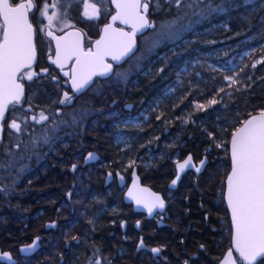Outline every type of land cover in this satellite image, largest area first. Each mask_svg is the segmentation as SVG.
Returning <instances> with one entry per match:
<instances>
[{"label":"flooded vegetation","instance_id":"af4514ba","mask_svg":"<svg viewBox=\"0 0 264 264\" xmlns=\"http://www.w3.org/2000/svg\"><path fill=\"white\" fill-rule=\"evenodd\" d=\"M23 2L34 27L37 57L31 67L19 74L25 94L20 111L6 113L2 122V144L9 145L11 132V149H14L16 136L21 134L9 128L12 119L21 123L20 115L38 110L49 120L37 125L40 138L36 152L27 153L21 160L17 158L19 154L13 153L12 164L7 169L12 171L0 183V188H23L10 196L13 201L23 199L28 207L25 213L27 234L32 240L39 238L38 252L44 257V264H89L90 258L105 264L101 253L93 256L91 251L96 254L99 248H93L90 242L103 235L107 241L104 244L118 245V254L123 256L127 210L136 218L137 231L142 228V216L155 220L164 218L159 212L147 217L126 202L125 192L133 181L134 172L142 185L163 188L161 192L168 200L175 197L177 188H195L196 183L205 181L207 175L212 176L222 167L220 158L209 160L204 149L207 109L196 111L192 104L198 100L201 104L204 100L201 91L210 89L199 78L202 75L207 79L206 70L201 67L200 58L192 53L196 54L197 49L200 52V43L205 41L201 38L229 39L236 44L237 36L232 32L230 38H223L215 30L222 26L218 21L208 26L199 24L187 30L183 39L166 40L160 45L161 50L158 47L152 56L137 58L141 38L152 29L147 30L138 36L134 55L121 63L113 62L114 71L109 74L99 75L100 70L96 71L90 87L74 94L71 80L76 57L70 55V51L55 57L56 47L49 33L61 35L78 29L82 34L83 51H94V43L115 12L111 0H10L12 6ZM30 3L33 4L31 9ZM159 13L150 3L148 16L157 24ZM116 26L122 27L119 23ZM2 27L0 17V31ZM225 43L219 41L215 45ZM172 47L180 54L175 55L178 51L174 49V56L170 58ZM165 54L166 57L162 56ZM106 62L111 64L112 59L108 57ZM116 72L126 75L121 78ZM28 73L33 74L32 80H28ZM85 74L76 71L77 76ZM38 91L41 100L37 104L33 96ZM64 92L72 96L70 104L58 102L64 98ZM215 105L221 107V99ZM66 109L72 112L71 120L64 116ZM54 122L58 125L55 129ZM196 124L200 133L192 136L190 130ZM33 129L34 126L28 125L25 131L33 132ZM45 134L50 137L49 143L42 140ZM89 153L93 154L91 158ZM189 156L191 166L182 172L173 187L176 189H169L178 175V164ZM9 159L0 147V165H8ZM73 164L76 165L74 170ZM18 215L12 210V218ZM91 220L99 223L97 230L103 233L94 232ZM107 229H112L109 235L104 233ZM137 231V238L143 239V234ZM143 245L137 249L141 260L150 253L149 249L158 248L144 242Z\"/></svg>","mask_w":264,"mask_h":264},{"label":"trees","instance_id":"16d2710c","mask_svg":"<svg viewBox=\"0 0 264 264\" xmlns=\"http://www.w3.org/2000/svg\"><path fill=\"white\" fill-rule=\"evenodd\" d=\"M245 1L246 0H212L213 7L221 4L224 6V12L207 13L206 16H208V18H201L202 20L200 19V22L196 21L195 23H198L196 26L199 24L208 26L218 21L221 22L222 26L215 30L220 33L223 38L224 36L230 38L233 32V35L237 36V41L241 40L243 35L240 34L239 36L237 32H244L249 28L252 21L250 18L251 14L255 13L253 18H255L254 21H257L258 13H262L264 9V6L256 11H252L251 9V7H258L260 0H256L253 3H246ZM170 12L172 13V11ZM166 15H168V18H171L169 13L165 14L164 12H160L156 20L158 22L164 19L166 20ZM241 16L249 19L241 20ZM260 30V28H256L255 31L258 32ZM255 31L250 29L248 33L250 35ZM0 37L2 38L1 32ZM199 38L201 37L199 36L197 40ZM201 39L207 40L208 37ZM160 48L161 46H159L158 49ZM240 49L242 50L243 48L241 47ZM240 49H236L235 52L238 53L241 51ZM246 49L248 53L245 54L243 63L250 65L251 61L260 58L261 60L257 62L255 70L257 76H262V81H264V34L260 39L249 42ZM153 54L155 53L153 52L150 56ZM177 54H180V51H178ZM181 54H184V52L181 51ZM112 95H114L113 92ZM246 95L247 96L244 97H236V104H230L231 107L235 108L231 110L233 111L231 113H234L236 109L239 110L238 112L243 110V114H240L241 117L239 118L234 116L233 118L231 117V119L229 117V121H223L222 113L224 111L222 106L219 107L218 105L206 110L204 149L209 156V160L214 161L216 156L220 158L222 167L213 173L212 176L207 175L205 181L196 183L195 188H177L175 197L168 198V207L166 211L162 213L164 218H157L155 220L154 218L148 219L142 216L143 225L138 231L134 224L136 218H133L127 210V240L125 242L126 251L123 253V256H119L118 254V245L113 243L112 246L110 245L108 247V245L106 246L104 244L106 237L104 238L103 235L100 238H95V241L91 240L90 245L93 246V248H99L98 253H101L103 258L107 257L108 260L114 264H184L185 261H187L188 264H218L224 253L232 246L231 221L224 200L225 179L231 166L229 139L232 132L245 118L251 114L264 110V82H261L260 87H254L253 91H249V94H247L246 91ZM246 101L248 102L246 109H241L240 107H244L243 103H246ZM19 105L16 106V111H12V113L18 110L20 111L21 106ZM34 108L37 109V107ZM218 116H220V120H218ZM67 119L71 120V117ZM111 120H115L113 116ZM220 124L222 125L221 127H223L222 131L217 129ZM195 130L196 132H194ZM111 133L114 134L113 131ZM199 133V124H196L195 127L193 126L191 128L190 134L192 136H198ZM209 133H212V136H210ZM224 139V144H222V140ZM12 150L14 151L15 149ZM17 152L19 154L21 153L19 151ZM7 169L8 166L6 163L2 166L0 165V183L4 180V176L6 172H8ZM0 189H6V191H0V253L10 251L17 260L14 264H44V257L40 252H36L31 257H22L20 254V245L30 243L32 240V237L27 234L29 227H27L28 222L26 221L25 213L28 211V207L26 208L23 199H20L21 202L18 200L13 201L10 195L13 191L15 192V190H21L23 188L6 187ZM154 189L163 192V188ZM13 205L15 208L12 207ZM12 210L19 214L18 217H11ZM104 216L105 215H102L101 217ZM90 225L93 227L94 232L103 233L97 230L100 226L99 223L96 224V222L91 220ZM116 226L119 229L120 223L117 222ZM130 226H132L131 229H129ZM111 230L112 229H107L104 233L109 235ZM136 231L143 234L142 240L144 243L157 246L161 249L158 255H155L151 251V248L149 249L150 253L145 255L144 259L141 260L140 254L137 252L139 240L141 239L137 238ZM112 241L111 239V243ZM91 252L94 257L97 256L95 251L92 250ZM236 256L241 264H246L240 256L237 254ZM261 263H264V259L258 262V264ZM0 264L9 263L0 260Z\"/></svg>","mask_w":264,"mask_h":264},{"label":"snow or ice","instance_id":"6c2138e0","mask_svg":"<svg viewBox=\"0 0 264 264\" xmlns=\"http://www.w3.org/2000/svg\"><path fill=\"white\" fill-rule=\"evenodd\" d=\"M150 3L154 5L156 12H164L165 14L170 13L172 7H175L178 13L185 12L186 14V10L192 7L190 0H147L144 3H141V0H131V3H118L117 7L125 10L124 15L134 20L132 32L131 34L121 33L123 37H126V42L120 47L118 54H105H112L113 60H120L122 57L134 54L135 36L138 32L142 34L145 29H152L155 33L152 41V47H155L162 39L172 38L188 27L187 25L179 24V20L183 18L179 15L172 20H163L159 25H157L156 21L149 20L147 13ZM197 5L201 6L199 15L210 13L219 7H213L212 0H197ZM25 9L26 5L23 3L16 4L13 7L9 0H0V16L4 20L3 43H0V121L5 119L6 111H16V106L20 104L24 95V86L16 82V73L20 72L26 65H30L35 58V49L31 38L32 26L28 23ZM118 18H120L119 14L113 17L114 20ZM124 22L128 23L129 19H125ZM107 31L108 28L106 27L105 32ZM100 44L101 41H97L98 48ZM57 48V56L59 58V40ZM70 55H77V63H80V54L73 52ZM82 55L85 57L93 56L91 50L88 53H82ZM97 66L100 68L99 75H106L114 71L113 65L104 64L102 59ZM96 74V72H89L85 75L77 76L76 70L73 69L71 91L75 94L86 87H90L92 77ZM115 74L121 78L126 75L120 72ZM27 78L32 80L33 74L28 73ZM225 79L233 84L237 83L231 76H226ZM71 102L72 96L68 92H64V98L59 103L63 105ZM211 103L215 104L216 101L212 100ZM203 107L204 105H197V108ZM31 119L36 123H40L48 121L49 117L41 112L39 120L35 116ZM27 127L28 120L26 117L21 123H18L17 119L14 118L9 125V128L15 130L16 133H21ZM56 127L58 125L54 122L53 128L55 129ZM2 130L3 124H0V131ZM209 135L212 136V133H209ZM11 136L12 133L9 132L10 141L7 146L2 144V138H0V147H3L4 155L10 158L7 166H11V158L13 157ZM42 140L44 143H49L50 137L45 134ZM231 145L232 169L231 174L227 178V183L228 203L232 210V221L235 227V245L241 257L248 261V264H253V262L257 261V258H264V111H261L258 116H251L250 119L243 122L242 127L236 128L232 133ZM19 146V144H16L17 148ZM92 156L93 154L89 153V157L91 158ZM190 162L191 157L189 156L184 161V164L180 165V168L191 166ZM201 163L203 164L204 161H201ZM72 168L74 170L76 165L73 164ZM172 184L175 185L176 180H173ZM0 191H6V189H0ZM156 200L158 206L163 208L164 202L159 197H156ZM137 203H140V201L137 200ZM148 211L151 213L152 207H149ZM35 246L34 241L32 245L21 251H28ZM143 246V240L141 239L138 248ZM151 251L158 254L161 249L152 248ZM98 252L99 250H97L96 254ZM3 257L11 260L7 253H4ZM228 257L229 259L224 264H235V261L230 259L231 251H229ZM103 261L105 264H110L107 257H104ZM89 264H101V260L90 258ZM184 264H188V262L185 261Z\"/></svg>","mask_w":264,"mask_h":264},{"label":"rangeland","instance_id":"374dc122","mask_svg":"<svg viewBox=\"0 0 264 264\" xmlns=\"http://www.w3.org/2000/svg\"><path fill=\"white\" fill-rule=\"evenodd\" d=\"M256 0H246L245 2H251L253 3ZM190 3L192 4V7L186 10V14L185 12H177L175 7H172L171 11L169 13V16L171 15V18H168L166 15V20H172L174 18H176L178 15L183 17L181 20H179V24L181 25H187L188 27L185 28L183 31H180L177 35H175L172 38H165L162 39L155 47H152V41L153 38L155 37V33L153 32V30H151L150 32L146 33L142 38H141V50H139V52L135 55L137 58H141V57H148L150 56L153 52L156 53L157 52V48L162 44V42H167V41H177L179 39H183V36L185 34V32L187 30H189L191 27H195L198 23H195L196 21L198 22L201 18L204 19L206 17V19L208 18V16H206V14L204 15H199L200 12V6L197 5V0H190ZM250 4V3H249ZM219 6L217 10L210 12V14H213L214 12H224V6L219 4L216 5ZM215 6V7H216ZM264 6V0H260V4L258 7H251L252 11H256L259 10V8H262ZM258 20L254 21L255 18H253V16H255V13L251 14V23H250V27L247 28L244 32H237V34H242L243 38L239 41H237L236 44L231 43V41H229V39H221V40H215V38H211L208 40L203 41V43H200V48L199 49V53H198V49H197V53L195 54L192 53V55H196L197 58H200V64L202 65L201 67L206 70V77L207 79L202 76L199 75V78H201L207 85L210 86V89L201 91V93L203 94V102L200 104L199 100L194 101V103L192 102L193 106L195 107L196 111H200V110H205L209 109L211 107H214L215 104H212L211 101L215 100L216 102H220V99L222 101V109H223V113H222V120H227L229 121L231 119V117L233 118L234 116L236 117H241L240 114H243V110L241 112H238L239 110L236 109V111H234V113H231L235 108L231 107L230 104H233L236 102L237 98L236 97H244L247 96L246 95V91L247 94H249V91H253L254 87H260L261 82L262 81V76H257V72L255 70V67L257 66V62H259L261 59L257 58L255 61H251L250 65H246L243 63V58L245 56L246 53H248V50L246 49V46L248 45L249 42L252 41H256L258 39L261 38V36L264 34V9L262 13H258ZM202 16V17H201ZM210 16V15H209ZM201 19V20H202ZM240 19L242 20H248L249 18L247 17H240ZM165 20V19H164ZM200 20V21H201ZM199 21V22H200ZM160 23V22H159ZM159 23L157 25H159ZM194 25V26H193ZM220 26V24H219ZM3 28V27H2ZM257 29H261L260 31L256 32L255 30ZM4 29V28H3ZM250 29H253L255 32H252L250 35L248 33V31ZM1 32V36L3 35V31ZM167 40V41H166ZM219 41L222 42H226L224 45L221 46H216L215 44ZM248 42V43H247ZM243 48L242 50L240 48ZM199 48V47H197ZM178 51L176 47H172L170 55L168 54V56H170V58L173 55V52ZM240 49L241 51H239L238 53L235 52V50ZM175 55H177V53H175ZM164 57H166L165 55H162ZM223 58V59H222ZM135 61V60H134ZM132 61V62H134ZM253 65H255V67H253ZM198 76V75H197ZM226 76H231L233 77L234 80L237 81V83L233 84L231 83V81L226 80L225 77ZM205 79V80H204ZM217 88V89H216ZM221 89H223V91H221ZM218 91V95L217 92ZM195 92H199L197 90H193ZM41 93L35 92L34 96H33V101L35 103L38 104L39 100H41ZM197 96V95H195ZM197 98V97H196ZM54 100H57V96L53 97ZM246 100V99H245ZM193 101V99H192ZM59 102V101H58ZM244 102V100H243ZM249 102V100H248ZM248 102L246 101V103H243L244 107H240L241 109H246V105L248 104ZM22 104V102H21ZM20 104V105H21ZM236 104V103H235ZM197 105H204L203 108H197ZM238 105V103H237ZM33 108V107H31ZM238 112V113H237ZM71 110H64V116L67 117H71ZM235 114V115H233ZM35 116L37 120H39V111L36 110L35 112H31L30 114H26V116L24 115H20V120L22 121L25 117L28 120V125L29 126H34L33 132H28V131H22L21 134L17 135L16 138H18V140L14 141V151L12 153H16L19 154L17 151L21 152L19 154V156L17 158H19L18 160H21V158L25 157L27 155V153H34L36 152L38 145H39V139L40 138V131L37 128L38 123H36L35 121H33L31 118ZM243 116V115H242ZM230 117V119H229ZM218 120H220V116L217 117ZM237 118V119H238ZM30 120V121H29ZM240 120V119H239ZM226 122V121H225ZM218 126V125H217ZM222 125L220 124L217 129L219 131H222L223 127H221ZM225 130V129H224ZM224 140H222V144H224ZM16 144H19V148L16 147ZM25 153V154H24ZM10 172H6L5 176H4V180L7 179V177L9 176ZM264 264V263H261Z\"/></svg>","mask_w":264,"mask_h":264},{"label":"water","instance_id":"95a60500","mask_svg":"<svg viewBox=\"0 0 264 264\" xmlns=\"http://www.w3.org/2000/svg\"><path fill=\"white\" fill-rule=\"evenodd\" d=\"M10 2V0H9ZM147 2L146 0L143 1L141 0V3ZM111 3L113 5V8L115 10V12L113 13V15L110 18V22L107 23L106 25H104L103 29H102V33L101 36L96 40V42L94 43V51H91V53L93 54L92 57H85L84 55H82V53H88L83 51L82 49V34L80 33V31L78 29H70L68 31H66L65 33L61 34V35H57L56 33L52 32L51 33V37L53 38L54 41V45L56 47V54L55 57L57 56V42L59 40V53L60 55H62L65 51L68 52L70 51V53L76 52L77 54H80V63H77V55H73L76 57V71L77 73H82L85 72L86 74L89 72H96L99 69V67L97 66L100 63V60L102 59L104 64H107L106 62V58H111L112 59V54H118V51L120 49V47H122V45L126 42V37H123L121 35V33H129L131 34L132 32V23L134 22V20L126 15H124V9L122 8H118L117 4H125V3H131V0H111ZM23 4H26L25 2H23ZM16 6V5H15ZM13 6V7H15ZM33 7V4L30 3V8L31 9ZM28 9H25L26 15H27V20L28 23L31 24L30 19H29V14H28ZM149 11V10H148ZM118 14L120 15V18L118 19H113V17L118 16ZM143 14V13H142ZM3 24H4V20L3 17L0 16ZM147 18L149 20L150 17L148 16L147 13ZM125 19H129L128 23H125L124 20ZM116 23H119L120 25H122V27H117ZM31 33H32V44L34 46L35 49V58L31 61L30 65H26L24 68H22L20 70V72L16 73V82L19 84H22L24 86V84L22 83V81L19 80V74L26 68L31 67L35 61H36V57H37V49H36V44H35V32H34V27L31 24ZM108 28V31L105 32V28ZM129 28V29H128ZM147 30L149 29H145L143 30V33H145ZM4 32V29H3ZM142 33V34H143ZM140 32H138L135 36V48H134V53L137 51L138 49V36L142 35ZM97 41H101L100 47H97ZM0 43H3V35H2V40L0 41ZM99 53V55H97ZM105 53H112V54H105ZM133 54H130L129 56L126 57H122L120 60H113L111 62V65H113L114 63H121L122 61H124V59L132 56ZM111 73V72H109ZM107 73V74H109ZM79 75V74H78ZM72 82V80H71ZM24 94H25V87H24ZM24 97V95H23ZM22 97V99H23ZM22 102V100H21ZM20 102V104H21ZM264 111V110H262ZM259 112H256L250 116H248L245 120L250 119L251 116H258ZM6 113L5 112V117H6ZM244 120V121H245ZM243 121V122H244ZM3 121H0V124H2ZM243 122L242 124H240L237 128L242 127L243 126ZM236 130V129H235ZM234 130V131H235ZM3 131V130H2ZM2 131H0V138H2ZM233 131V132H234ZM232 132V133H233ZM231 139H232V134L230 136L229 139V155H230V170L226 176L225 179V191H224V200H225V204L228 208L229 211V216H230V221H231V227H232V235H231V239H232V246L224 253V255L222 256V258L220 259V261L218 262V264H224V262L226 260L229 259L228 257V253L229 251H231V260L235 261V264H241L240 261L237 259L236 254H238L240 257V252L239 250L236 248L235 245V227L233 225V221H232V210L231 207L229 206L228 203V183H227V178L228 176L231 174V169H232V159H231V155H232V145H231ZM191 157V156H190ZM188 159V158H187ZM186 159V160H187ZM184 164V162L179 163L178 164V175L174 178V180H176V184L179 181L182 172L184 171V169L187 167L185 166L183 169L180 168V165ZM177 177H179L177 179ZM173 185L172 183L170 184L169 188L171 190L176 189L173 188L176 186ZM129 193H131V195H129ZM156 197H159L163 202H164V207L160 208L158 206ZM125 200L127 203H132L133 204V208L135 211L138 212H143L147 215V217H153L157 212L159 213H163L166 211L167 207H168V200L166 199V197L164 196V194L160 191H157L149 186H144L141 184L140 182V178L139 176L134 172L133 174V181L130 185L129 188L126 189L125 192ZM137 200L140 201V203H137ZM157 205V206H154ZM152 207V212L150 213L148 211V208ZM35 241L36 246L34 248L29 249L28 251H21L22 249H25L27 246L32 245L33 242ZM40 249V242L39 239L37 240V237L32 240L30 243H26V244H22L20 245V253L22 256L28 257V256H32L33 254H35L36 252H38V250ZM7 253L10 257L11 260H8L7 258L3 257V254ZM243 260L244 258L241 257ZM264 258H257V261L253 262V264H257L260 260H262ZM0 260L1 261H7L9 264H14L17 260L12 258L11 253L9 251H5L0 255ZM246 262V264H248V261L244 260Z\"/></svg>","mask_w":264,"mask_h":264}]
</instances>
